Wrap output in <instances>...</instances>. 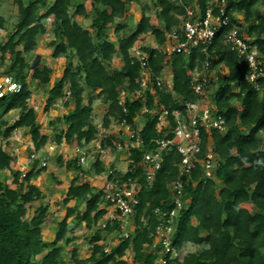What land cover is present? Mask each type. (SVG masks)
Returning <instances> with one entry per match:
<instances>
[{"label": "trees", "instance_id": "1", "mask_svg": "<svg viewBox=\"0 0 264 264\" xmlns=\"http://www.w3.org/2000/svg\"><path fill=\"white\" fill-rule=\"evenodd\" d=\"M13 1L18 15L11 31L4 29V17L0 13V28L6 34L0 45V60L5 58L6 53L12 55L18 52L17 65L11 69L15 72L14 79L20 83V88L0 96V137L8 138L13 130L28 127L35 148L38 149L47 140V136L40 133V127L35 122L33 107H29L27 103L31 92L27 89L25 70L30 69L31 77L41 84L50 81L51 68L47 65L39 67L38 62L32 67V62L27 61L26 55L35 49L37 36L45 32L40 20L51 16L55 24L51 56L65 57L68 62L60 79L50 88L43 110L46 111L57 98L64 95L65 85H68L69 98L74 103L73 109L63 117L67 125L63 133L56 136V141L60 142L63 136L67 141L83 139L89 142L95 138L97 129L91 120L90 104L96 97L91 95L88 102L83 103V91L88 87L108 107L103 126H108L110 117L119 120L125 116L136 127L137 134L144 141V148H149L147 140L156 135V117L141 113L145 123L137 127L133 117L140 114L142 101L127 98L123 104L125 113L123 106L118 104L120 88L129 91L138 88L136 78L140 67L138 61H131L129 50L141 35L147 33L153 35L156 43H162L165 34L179 23V16L184 14V6L189 5L190 0H182L180 4L176 0L154 1L155 15L162 20L163 29L150 22L147 14L149 7L147 4L143 5L134 30L124 34L119 33L124 25L115 21L124 16L126 3L140 0H90L94 17L89 28H95V38L90 29L83 28L72 19L69 11L74 4L72 0H52L50 3L46 0ZM84 1L86 0H79L74 5L73 14L87 15ZM1 2L2 0L0 6ZM195 2L201 11L209 4V0ZM262 6L264 0H225L226 12L246 32L251 43L256 45L258 53L264 57ZM40 7L44 8V12L39 13ZM234 14H241V23ZM112 24L114 41L109 39L106 31ZM228 29V26L219 28L208 49L211 66H219L226 71L218 79V88L213 98L228 126L224 135L215 129L211 133L213 149L218 156L215 179L201 178L199 165L184 177L181 195L183 206L178 212L173 233V242L177 247L184 241L202 247L185 253L181 260L169 264H264V77L258 79L259 89H255L247 81V64L223 41ZM143 49L148 53V63L153 73L161 74L163 54L154 47ZM115 53H118L121 65L108 72L104 62H110ZM196 57L199 63L204 59V55L199 54L196 49L188 56L180 53L171 56V91H166L165 88H156L154 91L158 102L168 109L179 107L180 99H194L188 86L187 68L193 66ZM6 72L9 73V70ZM144 101L147 106L151 105L153 98L150 91ZM236 101H239V106L235 104ZM12 109H18L19 114L8 125L4 116ZM106 142L110 144L108 139ZM141 153L137 148L130 149L129 158L135 164V171L134 174H126L139 175L142 180V167L138 164ZM11 160V155L0 146V170L8 168ZM179 160L180 155L174 150L162 155L161 166L155 173L152 185L138 193L139 204L131 217L134 229L127 237H120L116 244L105 250L106 246L98 242L103 238L101 230L110 232L118 228L117 222L107 223L104 229H96L90 237L88 256H77V249L73 247L69 251L70 261L73 264H129L123 259L127 250H131L135 261L152 260L153 256L146 254L142 244L151 240L149 234L157 220L152 209L168 200L167 183L176 178V164ZM70 164L74 168L78 166L76 159L67 162L66 166L69 167ZM91 169L95 173L104 170L99 158L94 160ZM41 170L44 167L36 171L29 170L23 176L21 171H14L12 183L16 187H10L0 180V264H63V245L69 244L73 239L66 236L67 218L74 210L67 209L58 222L52 241H45L42 237V224L48 214L47 204L40 205L29 218L25 217L30 202L41 198V190L31 182L33 174ZM217 181L220 185H217ZM75 197L85 201L82 213L75 215L76 220L83 222L88 228L97 225L105 212L104 208L98 206L100 192L95 191L87 182L71 184L63 201ZM245 203L250 204L252 209L243 206Z\"/></svg>", "mask_w": 264, "mask_h": 264}, {"label": "built area", "instance_id": "2", "mask_svg": "<svg viewBox=\"0 0 264 264\" xmlns=\"http://www.w3.org/2000/svg\"><path fill=\"white\" fill-rule=\"evenodd\" d=\"M184 9L179 23L166 33V40L155 48L164 55L166 62L170 61L173 54L180 53L188 56L193 49L204 55L200 63L197 62L196 57L193 66L187 68L188 86L194 99L190 101L180 99L178 100L179 107L172 109L159 103L153 93L156 88L164 87L163 74L153 73L148 63V53L145 51H140L137 55L131 54V61H138L140 67L136 78L138 88L132 91L121 88L118 104L123 106L127 98L131 101H142L140 114L147 113L156 117V135L147 140L150 147L144 148L143 139L126 120V117L123 116L116 120L119 126L118 132L126 135V140H113L112 146L116 148L125 146L124 149L128 152L126 166L122 169L111 167L95 175L102 181L97 190L100 192L98 206L105 210L98 224L104 229L107 223L117 222L118 228L114 230L121 231L124 228L122 222L125 218L134 215L135 207L139 204L138 193L143 188H149L152 185L155 173L161 166L162 155L172 150L180 155V160L176 164L178 172L176 178L167 183L168 200L165 204L161 202V205L152 209V214L157 220L149 234L151 240L142 244V249L153 258L149 262L132 260L129 264H169L175 260H181L185 254L183 252L185 247L183 244L180 247L175 246L173 233L178 212L183 206L181 199L184 189L183 179L190 175V172L198 165L201 168V178L204 180L215 178L216 153L211 143V133L213 129L223 132L227 128L225 116L221 114L213 101L215 95L213 89L219 75L216 67L210 64L211 56L208 52L219 28L229 27L224 34L223 41L247 64V81L255 89H259L258 79L264 77V57L258 53L256 45L251 43L241 27L226 12L225 0H209L204 11H201L198 6L195 9L189 5L184 6ZM19 88L20 83L7 75L0 81V96L6 92L17 91ZM122 89L129 93L126 94ZM148 91L152 93L153 98L150 106H147L144 101ZM69 94L70 91L67 90L65 95ZM122 110L126 112L124 106ZM52 148L49 146V150ZM102 148L100 143H91V141L76 144L74 151L78 165L82 166L88 160L100 159L99 154L103 152ZM131 148L142 151L138 163L142 167V180L139 175L126 174L127 172L134 174L135 171V164L129 158ZM37 158L36 153L29 154L30 161ZM40 164L45 166L46 161L42 159ZM101 175L104 176L101 177ZM128 235L129 233L122 234L121 232L119 239ZM105 250L108 249L105 248Z\"/></svg>", "mask_w": 264, "mask_h": 264}, {"label": "rangeland", "instance_id": "3", "mask_svg": "<svg viewBox=\"0 0 264 264\" xmlns=\"http://www.w3.org/2000/svg\"><path fill=\"white\" fill-rule=\"evenodd\" d=\"M24 1H26V0H24ZM46 1L48 3H50L52 0H46ZM72 1L74 4L69 9L70 13H72V19L74 21H76L79 25H81L83 28L90 29L92 37L95 38L94 37L95 36V28H89L90 23H91V19L94 17V12H93V8H92V4H91L90 0L84 1L85 11L87 14L86 16H79V15L73 14L74 13L73 12L74 11V5L77 4L79 2V0H72ZM153 3H154V0H140V2L130 1V2L126 3V12L124 14V17H122L121 19H117L115 21V23L117 21H120L124 25V27L120 30L119 33H121V34L130 33L132 30H134L137 18H140L141 9H143V5H146V4L149 7V10H147L148 11L147 14L150 16V22L152 24L156 25L157 27L162 26L163 25L162 20L158 19L155 15ZM189 5L193 6V8H195V9H197V4H196L195 0H190ZM260 10L262 12H264V6L260 7ZM38 11H39V13H42V12H44V8L40 7ZM0 13L4 17V29H6L7 31H11L13 29L14 24L16 23V18L18 15L17 6L14 3V1L13 0H2L1 6H0ZM239 15L238 16L241 17V14H239ZM40 23H42L44 25L45 32L37 36V38H36L37 45L32 52H30L26 55L27 56L26 58H27L28 62H33L35 56L38 55L37 62H38L39 67H41L43 64H49L51 66V70H52L50 73L49 83L53 82V84H54L60 79V76L62 74V73L60 74L57 72L59 69L56 68V65H59V63L62 62L65 57L62 58V56H61V58H59V57L53 58L51 56L52 48H53L51 45V42L55 39V37L53 35V28L55 27L54 26L55 24L53 23L52 17L49 16L47 18H43L40 20ZM113 29H114V24L109 25L106 29L107 35L109 36V39L111 41L115 40V34H114ZM3 31L4 30H2L0 28V45L4 42V39H2V37H4ZM154 42L155 41H154V37L152 34L147 33V34L141 35L138 38V40L134 43L132 48H130V54L137 55L138 53H140V51L144 50L143 49L144 47H153L155 45ZM17 53L18 52H14L12 55L9 53H6L5 58L3 60H0V81H2L3 78L7 75L10 76L15 81V79H14L15 72H14V70L11 69V67H16V65H17V57H18ZM67 62H68V59L65 58L64 63H67ZM116 63L121 64L120 57H118V53H115V55L113 57V61L104 62L105 67H106L108 72H112L116 67H119ZM6 70H9V73H7ZM25 71H26L27 89L31 92L30 97L27 100L28 106L33 107L34 111H36V113L39 117L38 119H40V115H42V118H41L42 123L39 126L40 127V133H42V134L46 133L45 135L48 136V141L56 142V136L59 135L62 131H64V129L67 125L65 123V121H63V117L69 111H71L73 109L74 103L71 100V98H69L70 94L68 96L62 95L61 97L57 98L49 106V108L47 109L48 111H46V113H43L44 111L42 110V107L44 105L46 98L48 97L49 83L41 84L37 79H33L31 77V70L30 69H27ZM216 71H217V74L219 75V77L224 75V72H223L224 69L222 67H219V66L216 67ZM215 88H216V85H215ZM64 90H66V91L68 90V85H65ZM122 90L126 92V90H124V89H122ZM4 91H6V89ZM66 91H65V93H66ZM128 93L129 92H126V94H128ZM91 95L96 97L91 101V104H90L91 120L98 127V131L96 133L97 134L96 135V139H97L96 143L106 144L107 143L105 141V139H107V136L105 137L106 134L115 135V137L117 136L118 137L117 139L119 140L120 136H122V135L117 134L119 131L118 130L119 126H118L117 122L112 119V117H110L111 127L109 126V128L111 130H114V131L116 130L117 132L116 131L115 132L112 131V133L111 132H103L102 128H100L101 126H103L104 118L108 114V107H107V105L103 104L100 101V98L97 96V93L95 91H91L90 88L85 87V90L83 91V103L86 104L88 102V98ZM120 95L121 94L119 93V96ZM18 114H19L18 110H15V111L11 110L4 116V119L7 120L8 125H9L17 118ZM144 121H145V119H144L143 115H138L137 120H136V124H137L136 126L137 127L141 126ZM18 129L20 130V132L17 135L15 133ZM18 129L13 130L11 135L14 137H16V135H17V137L18 136L24 137L25 134H27V135L31 134L30 133L31 130L28 127H21ZM22 129H24V131ZM11 135L7 139H9L11 137ZM7 139L0 137V141H2L3 143H7L8 142V141H6ZM124 147H125L124 145L120 148H116L113 146L106 145L105 148H102L103 149L102 153L106 157L112 158L113 155L114 156L119 155V157L124 158L125 154H126L125 150L123 149ZM31 152L32 151H30L29 149L27 150L28 155ZM102 153H100V154H102ZM55 154L57 155L58 151L55 150ZM62 154H64L65 160H67V159H69V157H71L70 156L71 154L69 155V153H66L65 150L62 151ZM62 154L59 155L60 158L62 157ZM45 155L48 156V153H46ZM61 161H63V160L58 159L57 163H56L57 166H59L60 168H62V164H60ZM120 161H123V163L117 162V166L118 167L121 166V168H119V169H122V166H124L123 165L124 161L126 162V160H120ZM125 166H126V164H125ZM38 167H40V166H38ZM110 167H114V165H111ZM23 172H26V171L23 169V170H21V173H23ZM13 173H14V171H10V170L7 171V169L0 170V180L4 183H6V181H8L10 179L12 180L13 179ZM103 176L104 175H101V177H103ZM48 180H50V178H48ZM54 182L50 183L53 185L51 187H49V190L51 188H53V189L55 188ZM11 185L13 187L14 186L16 187V184H14V185L11 184ZM42 185H44L43 188L45 190L46 184L42 183ZM38 200H37L38 203H41L43 201V200L42 201L40 200L41 201L40 202ZM33 202H30V204L27 207V212L25 215L26 218H29L34 213L36 205L38 204V203H36V201L34 203ZM243 206L249 208L250 210L252 209V207L248 203L243 204ZM59 218H60L59 215L55 216L53 214H50L46 218L45 223H46V226L48 227L49 230L51 229L52 224H54L57 220H59ZM67 223L69 224V226L72 229H74V231H78L77 232V240H76L77 244L74 242V240H72L71 243H69L67 245H63L62 259H63V264H73L70 261L69 251L73 247H76L77 256L82 257L83 255L88 254L90 247H91L90 237L92 236L93 232L96 229L100 228V226H99V224H97V225L92 226L89 230L83 231L84 227L81 226L82 223H79L77 221H71V220L67 221ZM122 223L124 225V228L121 231L112 230L110 232H106L105 230H101L102 235H104L103 243L107 247V249L110 248L111 246H113L116 242H118L119 234L121 232H122V234L125 232L126 233L130 232L129 227L133 224L131 217L125 218ZM57 225H58V223H57ZM57 225L55 226L56 228H57ZM71 235H72L71 233L66 234V236H71ZM60 243L63 244V241H60ZM73 243H74V245H73ZM184 247H185V250L183 252L186 253L187 251L190 252L193 250L200 249L202 246L201 245H195V244L190 242L188 245L184 244ZM128 251H130V250H127V253H129Z\"/></svg>", "mask_w": 264, "mask_h": 264}, {"label": "crops", "instance_id": "4", "mask_svg": "<svg viewBox=\"0 0 264 264\" xmlns=\"http://www.w3.org/2000/svg\"><path fill=\"white\" fill-rule=\"evenodd\" d=\"M155 1V0H154ZM177 1V0H176ZM181 2V1H180ZM180 2L179 1H177V4H180ZM194 4V3H193ZM192 4V5H193ZM189 6H191V5H189ZM128 12V11H127ZM239 14H234V17L236 18V20L238 21V22H242V16L241 17H239L238 16ZM182 16V15H181ZM181 16H179V19H180V17ZM124 17V16H123ZM138 19L139 18H137V21H138ZM137 21H136V24H137ZM162 24H163V22H162ZM164 25V24H163ZM163 25L162 26H160V28H162L163 29ZM136 26V25H135ZM173 28V27H172ZM133 31V30H132ZM244 33H245V35L247 36V34H246V32L245 31H243ZM5 32H4V34H3V36L4 37H2V39H5ZM166 35V34H165ZM248 37V36H247ZM249 38V37H248ZM250 39V38H249ZM166 40V36H165V39H164V41ZM163 41V42H164ZM162 42V43H163ZM155 43V47L156 46H158V45H160V44H162V43H160V44H158V43H156V42H154ZM153 46V47H154ZM154 47V48H155ZM130 51V50H129ZM142 51H144V50H142ZM115 55V54H114ZM130 56H131V54H130ZM114 57V56H113ZM118 57H119V55H118ZM59 58H61V57H59ZM62 58H64V57H62ZM59 60V59H58ZM163 60H164V66H163V69H162V72H161V74H163V76H164V87L163 88H165V90L166 91H169L170 92V90L171 89H168V88H172L171 87V80H172V72H171V67H170V62H166L167 61V59L164 57V55H163ZM170 60V59H169ZM64 62H65V58H64V60H63ZM60 62L59 63V65H56V68L57 69H59L57 72L58 73H62V70H63V68H64V66L67 64V63H64V62ZM111 61H113V59L111 60ZM117 64V63H116ZM43 65H47L48 67H50L51 68V66L49 65V64H43ZM119 67H120V65L121 64H117ZM119 67H116V68H119ZM115 68V69H116ZM224 69V68H223ZM223 72H225V74H226V71L224 70ZM224 74V75H225ZM52 85H53V82H51V83H49V87H48V89L50 90V88L52 87ZM216 88H214L213 90H214V92H215V90L218 88V81L216 82ZM215 87V86H214ZM121 89V88H120ZM119 89V90H120ZM153 89H151V91H152ZM64 95H65V93H64ZM153 95L154 96H156V94H155V92L153 93ZM118 96H119V93H118ZM175 96V95H174ZM157 97V96H156ZM126 100V99H125ZM236 105H238L239 106V101H236V103H235ZM13 111H15V110H18V109H12ZM42 110H43V107H42ZM19 111V110H18ZM44 111V110H43ZM46 111H48V110H46ZM46 111H44L43 113H46ZM67 112V111H66ZM70 112V111H69ZM48 113V112H47ZM35 114H36V118H35V122L40 126V124L42 123V121H41V118H42V115H40V119H38L39 117H38V115H37V113H36V111H35ZM138 115H143V114H137V115H135L133 118H135L134 119V125L136 126L137 124H136V120H137V116ZM113 119V118H112ZM145 119V118H144ZM113 120H115L116 121V119H113ZM117 122V121H116ZM93 123V122H92ZM145 123V121L143 122V124ZM94 124V123H93ZM111 119H110V121H109V123H108V126H101L100 128H102V130H103V132H111L112 133V131H114V130H111L110 128H109V126L111 127ZM142 124V125H143ZM95 125V124H94ZM96 126V125H95ZM18 129V128H17ZM40 129V128H39ZM96 129H97V131H98V127L96 126ZM228 129V126H227V128L225 129V131ZM23 131H24V129H22ZM116 131V130H115ZM114 131V132H115ZM225 131H223V132H219L220 134H222V135H224L225 134ZM20 132V130L18 129L17 131H16V133L15 134H17L18 135V133ZM117 132V131H116ZM97 133V132H96ZM42 134V133H41ZM44 134H46V133H44ZM117 134H120L119 132L117 133ZM17 135H16V137H14V136H12L11 135V137L9 138V139H7L6 141H8L7 143H3L2 141H0V146L5 150V151H7L10 155H11V157H12V160L10 161V164H9V167L8 168H6L7 169V171L8 170H10V171H21V170H25L26 172L27 171H29V170H32V171H36L38 168H40V167H44V170H41L39 173H34L33 174V176L31 177V182L33 183V184H35L40 190H41V198L38 200V201H40L41 203H38L37 201H36V203H38L37 205H36V208H35V210L40 206V205H44V204H47V217L50 215V214H53V215H59L60 216V218H59V220H57L56 222L58 223L59 221H60V219L64 216V214L66 213V211H67V209L68 208H72L74 211H73V214L71 215V216H69L68 218H67V221H69V220H71V221H77V222H79V223H82L81 224V226L82 227H84L83 228V231L84 230H89L90 228H88V227H86L85 226V224L83 223V222H80V221H78V220H76V218H75V215L77 214V213H82V211L84 210V208H85V201H84V199H82V198H77V197H75V198H70L68 201H66V202H64L63 201V198L65 197V194H66V190H67V188L71 185V184H73V185H77V184H80V183H82V182H87L91 187H93L94 188V190L95 191H97L98 190V188L100 187V185H101V183H102V181H101V179L100 178H98V177H96L95 175H97L98 173H95V172H93V170L91 169V167H92V164H93V162L94 161H91V160H88L87 162H86V164H84V165H82V166H79L78 165V163H77V167L76 168H74V166L73 165H71V166H69V167H67L66 166V163L67 162H71V160H74V159H76V153H75V151H74V148H75V146H76V144H80L81 142H84V140L82 139V140H80V141H76L75 139H72L71 141H67L65 138H64V136L62 137V139L60 140V142H50V141H48V136H47V140H46V142L43 144V145H41L38 149L37 148H35V146H34V143H33V141H32V139H31V135H27V134H25L24 135V137H22V136H18L17 137ZM97 135V134H96ZM96 135H95V138L94 139H92L91 140V143L92 142H95L96 143ZM122 135V134H121ZM107 136V139L110 141V144H108V143H106V144H101L102 145V147L103 148H105L106 147V145H109V146H112V141L113 140H116L118 137L116 136L115 137V135H111V134H106L105 135V137ZM120 140L121 141H125L126 140V135H122V136H120ZM105 141H106V139H105ZM2 142V143H1ZM90 142V141H89ZM76 143V144H75ZM105 143V142H104ZM211 143H212V139H211ZM25 144V145H24ZM49 146H52L53 148H52V150H49ZM30 150V151H32V152H34V153H36L37 154V156H38V158L36 159V160H34V161H30L29 160V155H28V153H27V150ZM124 149V148H123ZM55 150L56 151H58V154L56 155L55 154ZM65 150V152L66 153H69V155L71 156V157H69V159H67V160H65V156H64V154H62V151H64ZM125 150V157L124 158H122V157H119V155L118 156H112V158L111 157H106L105 155H103V153L102 154H99V156H100V161L102 162V165H103V168H104V170H106L107 168H111L110 166L111 165H114V167H117V168H121V166L120 167H118L117 166V162H121V163H123V161H120V160H126V157H127V154H128V152H127V150L126 149H124ZM61 152V153H60ZM46 153H48V156H46L45 154ZM62 154V157L60 158L59 157V155H61ZM56 155V156H55ZM61 159V160H63V161H61V163L60 164H62V168H60L59 166H57V160L58 159ZM42 159H44L45 161H46V165L45 166H41V164H40V162H41V160ZM217 161H218V156H217V153H216V163H217ZM125 164H126V162L124 161V166H122V168H124L125 167ZM51 165V166H50ZM36 166V167H35ZM38 166H40V167H38ZM104 170L102 171V172H104ZM101 172V173H102ZM48 178H50V180H48ZM9 179V178H8ZM215 179V178H214ZM11 180V179H10ZM10 180H8V181H6V183L10 186V187H13L11 184H13L12 183V180L10 181ZM55 181V182H54ZM51 182H54L55 184H54V189L53 188H51L50 190H49V187H51L53 184H50ZM42 183L43 184H46L45 185V190H44V188H43V186L44 185H42ZM48 183V184H47ZM58 183V184H57ZM217 183V185H220V183L217 181L216 182ZM14 185V184H13ZM15 187V186H14ZM46 196V197H45ZM34 203V202H33ZM34 210V211H35ZM58 218V217H57ZM46 220V219H45ZM54 223V224H52V227H51V229L49 230L48 229V227L46 226V223H45V221L43 222V224H42V237H43V239L45 240V241H52L53 240V238H54V235H55V232H56V230H57V228H58V226H57V228L55 227L56 225H57V223ZM80 226V225H79ZM129 229H130V232H132L133 231V229H134V225L132 224L130 227H129ZM77 232L78 231H74V229H72L70 226H69V224L67 223V233H71L72 235L71 236H69V237H73V239L72 240H74V242L77 244V242H76V240H77ZM129 232V233H130ZM74 235V236H73ZM76 235V236H75ZM101 235H102V231H101ZM102 237L104 238V235H102ZM101 239V240H99L98 242L99 243H103V240L104 239ZM72 240H71V242H72ZM70 242V243H71ZM117 243V242H116ZM115 243V244H116ZM190 242H188V241H184V242H182V244L184 245H188ZM104 244V243H103ZM182 244H181V246H182ZM72 245V244H71ZM73 245H74V243H73ZM188 247V246H187ZM107 248V247H106ZM194 251V250H193ZM129 253H127L126 252V254L124 255V257H123V259H125L128 263H130L132 260H134L133 259V257H132V253H131V250L130 251H128ZM186 253H188V251L186 252ZM89 254V253H88ZM88 254H85V255H83L82 257H87L88 256Z\"/></svg>", "mask_w": 264, "mask_h": 264}, {"label": "water", "instance_id": "5", "mask_svg": "<svg viewBox=\"0 0 264 264\" xmlns=\"http://www.w3.org/2000/svg\"><path fill=\"white\" fill-rule=\"evenodd\" d=\"M37 58H38V55H36L35 56V58H34V60H33V62H32V67H34L35 65H36V63H37Z\"/></svg>", "mask_w": 264, "mask_h": 264}]
</instances>
